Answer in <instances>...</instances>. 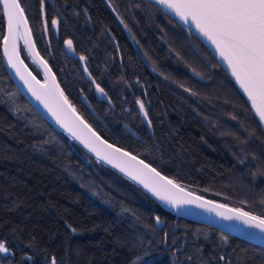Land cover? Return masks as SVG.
<instances>
[{
	"label": "trees",
	"instance_id": "1",
	"mask_svg": "<svg viewBox=\"0 0 264 264\" xmlns=\"http://www.w3.org/2000/svg\"><path fill=\"white\" fill-rule=\"evenodd\" d=\"M43 1L18 0L35 48L100 137L200 197L264 220V132L197 37L148 0H109L153 74L103 0H53L57 34ZM3 34L0 10V264H264V249L176 221L39 117L8 75ZM20 55L42 81L22 44Z\"/></svg>",
	"mask_w": 264,
	"mask_h": 264
},
{
	"label": "water",
	"instance_id": "2",
	"mask_svg": "<svg viewBox=\"0 0 264 264\" xmlns=\"http://www.w3.org/2000/svg\"><path fill=\"white\" fill-rule=\"evenodd\" d=\"M103 1L139 59L147 66L114 7L109 0ZM148 1L175 19L190 42L192 34L204 44L248 103L264 132V110L259 100V95H264V0ZM0 10L4 21L1 53L5 68L17 91L39 117L65 135L69 143L76 144L95 161L137 186L157 205L174 215L176 221L182 219L209 227L264 249L263 219L200 197L100 137L62 95L52 72L35 48L18 0H0ZM24 28L27 39L23 36ZM229 37L238 40L252 55L260 66L262 77L252 74L249 79V72L239 63L227 40ZM20 44L41 73L42 81L33 75L23 61ZM147 68L154 74L152 69ZM48 76L52 77L57 92L48 83ZM192 77L205 83L196 74H192ZM83 101L90 114L96 118L88 102ZM140 116L144 127L151 134L149 122L142 110Z\"/></svg>",
	"mask_w": 264,
	"mask_h": 264
},
{
	"label": "bare ground",
	"instance_id": "3",
	"mask_svg": "<svg viewBox=\"0 0 264 264\" xmlns=\"http://www.w3.org/2000/svg\"><path fill=\"white\" fill-rule=\"evenodd\" d=\"M23 36L25 39L28 38V34L27 31L24 28V32H23ZM231 48L233 49V51L236 54V57L239 61V63L245 68L247 69V71L249 72L248 76L249 79L251 78L252 74L254 75H259L260 77L263 76V73L260 69V66L257 64V62L255 61V59L252 57V55L247 51V49L235 38H227ZM250 71H253V73H251ZM48 83L51 85V87L57 92L55 83L52 79L51 76H48ZM259 100L260 103L262 105V108L264 110V95H259Z\"/></svg>",
	"mask_w": 264,
	"mask_h": 264
},
{
	"label": "flooded vegetation",
	"instance_id": "4",
	"mask_svg": "<svg viewBox=\"0 0 264 264\" xmlns=\"http://www.w3.org/2000/svg\"><path fill=\"white\" fill-rule=\"evenodd\" d=\"M42 3L44 4V1L40 0V4H42ZM45 13L49 19V21L46 22V27H48V28L50 27V29L55 34H57L61 29V23L63 22V19H62L61 13H60L57 5L55 4V2L53 0H46ZM143 127H144V125H143ZM150 130H151V134L144 127V130H142L141 132H143L145 138L147 137V138L151 139L152 141H154V138H153L154 136H153V131H152L151 125H150ZM177 242L178 241L176 240L174 243V246L177 245Z\"/></svg>",
	"mask_w": 264,
	"mask_h": 264
}]
</instances>
